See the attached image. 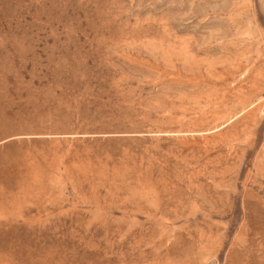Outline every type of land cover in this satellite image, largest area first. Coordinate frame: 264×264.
Instances as JSON below:
<instances>
[{
	"label": "rangeland",
	"instance_id": "1",
	"mask_svg": "<svg viewBox=\"0 0 264 264\" xmlns=\"http://www.w3.org/2000/svg\"><path fill=\"white\" fill-rule=\"evenodd\" d=\"M0 264H264V0H0Z\"/></svg>",
	"mask_w": 264,
	"mask_h": 264
}]
</instances>
